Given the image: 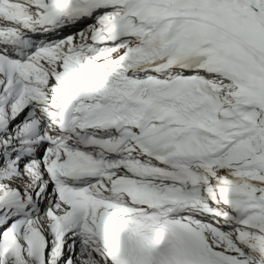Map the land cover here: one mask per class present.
I'll return each mask as SVG.
<instances>
[{"label": "snow or ice", "instance_id": "snow-or-ice-1", "mask_svg": "<svg viewBox=\"0 0 264 264\" xmlns=\"http://www.w3.org/2000/svg\"><path fill=\"white\" fill-rule=\"evenodd\" d=\"M0 264H264V0H0Z\"/></svg>", "mask_w": 264, "mask_h": 264}]
</instances>
